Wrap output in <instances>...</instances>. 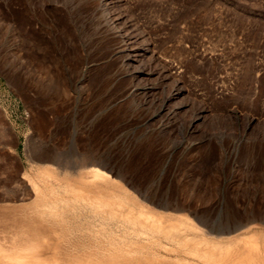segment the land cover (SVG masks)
Here are the masks:
<instances>
[{"label":"rangeland","instance_id":"374dc122","mask_svg":"<svg viewBox=\"0 0 264 264\" xmlns=\"http://www.w3.org/2000/svg\"><path fill=\"white\" fill-rule=\"evenodd\" d=\"M88 1L0 0V234L14 230L3 209L30 201L47 168L76 183L93 158L130 204L264 248V0ZM125 35L148 47L138 77ZM173 84L181 96L165 102ZM188 225L163 241L172 252H147L190 260L180 240L202 233Z\"/></svg>","mask_w":264,"mask_h":264},{"label":"bare ground","instance_id":"6f19581e","mask_svg":"<svg viewBox=\"0 0 264 264\" xmlns=\"http://www.w3.org/2000/svg\"><path fill=\"white\" fill-rule=\"evenodd\" d=\"M97 1L101 2L108 12L112 10L111 1ZM107 19L110 21V28L113 26L112 29H118L119 25L115 18L107 16ZM2 22L1 19V24ZM125 37V56L132 58L131 60L135 62L132 65L127 64V69H129L128 72L131 71L138 77L142 71L148 70L147 58L150 56L147 55L148 47L143 48L135 36V38L127 35ZM120 40L123 42L122 39ZM168 92V95L164 97L165 102L175 100L182 90L173 84V89ZM49 160L54 165V161ZM84 161L85 163L76 170V174L87 173V179L77 178L76 183L72 181L71 183L53 184L46 178L49 176L56 178L63 174L65 179L70 176L74 177V175L56 166L55 171L47 168L44 175L38 177V181L29 183L30 188H26L25 194L33 195L30 201L21 204L12 203L3 209L9 215L7 219L10 220L11 226H9L10 223L8 226L14 230L9 236L5 233L0 234V264H161L165 254L163 256L159 253V257L151 255L149 251L147 252L149 250L147 246L168 248L170 244L167 245L163 242L164 240L167 243L172 240L179 243V239L175 237L182 235L181 232L187 228L188 224L202 234L197 239L183 234L184 238L180 240L181 251L189 255L191 259L186 260L187 257L176 256V259H173L174 264H264V248L258 243L257 238L255 239V235L239 238L243 241L242 250H237L231 244H221L220 241L213 239L217 235L215 231L212 234L209 233V229H204L193 222L183 223L179 219L167 218L146 209L142 203L130 204L131 199L128 202V192L117 183V180L114 181L109 176V172L98 168L93 158H85ZM102 168L106 169L104 166ZM113 185L118 187L122 194L114 191ZM79 218H83L80 223ZM246 222L234 223L232 230L249 228ZM114 224L116 230L112 228ZM211 230H213L212 227ZM175 234L178 236H174ZM130 236L133 238L135 236L136 239ZM168 250L172 252L173 249L168 248ZM161 255L163 257H160Z\"/></svg>","mask_w":264,"mask_h":264}]
</instances>
